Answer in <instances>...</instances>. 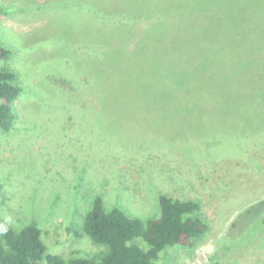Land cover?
<instances>
[{
    "label": "rangeland",
    "instance_id": "1",
    "mask_svg": "<svg viewBox=\"0 0 264 264\" xmlns=\"http://www.w3.org/2000/svg\"><path fill=\"white\" fill-rule=\"evenodd\" d=\"M75 1L0 0V42L13 49L5 65L18 72L23 86L14 127L0 130V222H34L50 252L98 260L105 247L83 230L94 196L106 208L144 220L159 215V194L197 199L207 231L190 246L164 250L162 263L264 264V229L247 247L215 257L227 236L244 240L257 231L248 219L264 203V39L254 34L259 28L242 21L237 40L226 41L222 51L215 50L216 31L200 40L178 27L188 41L177 45L175 32L172 39L149 34L140 52L106 55L105 49L91 52L89 44L108 35L110 20L101 22L87 10L96 2L125 11L134 4L82 0L81 7L71 6ZM147 24L141 21L138 28ZM130 34L125 29L115 37ZM73 39L81 53L68 52ZM167 54L185 55L180 58L186 69H163ZM121 58L151 70L156 98L115 97L126 82L125 66L116 75L108 70L107 78L95 76L94 66L111 68Z\"/></svg>",
    "mask_w": 264,
    "mask_h": 264
},
{
    "label": "trees",
    "instance_id": "2",
    "mask_svg": "<svg viewBox=\"0 0 264 264\" xmlns=\"http://www.w3.org/2000/svg\"><path fill=\"white\" fill-rule=\"evenodd\" d=\"M131 2L134 6L132 8L127 6V11L124 6L119 7V4L102 7L98 2L87 10L101 22L105 19L110 20L107 25L108 35H103L101 39V36L96 35L89 44L91 52L104 49L106 55L107 50L108 52L120 50L140 52L141 49L146 48L145 42L150 38L149 34L160 33L166 35V39H172V34L175 32L174 37L177 41H181L177 43L179 45L188 40L178 27H182L188 33L185 34L186 36L191 35L200 40L206 39L208 32L216 31L215 37L219 40L215 50L222 51L226 41L237 40L242 21L253 22V29L254 25L259 28L254 34L262 35L264 39V0H131ZM75 4L81 7L82 0H76L71 6L74 7ZM67 9L69 10L70 7H66ZM1 10L3 8L0 5V12ZM214 10L218 13L214 15L213 12L209 13ZM169 15L172 17L170 18ZM144 20H148V24L143 29L138 28L139 22ZM125 29L132 34L121 39L115 37L120 33L123 35ZM137 30L141 33L139 36H136ZM59 32L63 38L68 35L64 28ZM95 34L103 33H99L97 29ZM90 39L92 40V37ZM74 40L68 52L81 53L83 47ZM153 40L155 39L152 36L151 41ZM106 41L110 42V46L106 45ZM12 54L13 49L0 42V130L3 132H9L14 127L16 120L14 103L23 92L18 72L5 65ZM182 56L186 58L185 55L167 54L162 62V68L171 69L169 67L173 66L185 70L187 65L185 58H180ZM169 58H171L170 64L167 63ZM121 61L122 58L120 62L114 63L113 67L107 69L94 66L95 76L107 78L108 70L116 75L119 67L125 66L127 67L124 71L126 82L121 85L119 91L114 92L117 95L115 97L132 99L133 102L143 98L151 100L156 98L155 82L153 89H150L153 83L150 79L151 70L145 67V64L139 65L137 59L129 63H121ZM220 61H217V64ZM129 68L136 71H129ZM169 71L175 72L172 69ZM259 96L264 102V88L260 90ZM94 98L99 103L100 96L94 94ZM1 188L0 183V192ZM158 205L159 215L144 220L129 215L116 206L106 208L102 198L98 195L94 196L90 208L84 214L83 230L89 239L105 247L104 253L98 260L91 257H65L59 253H52L44 243L41 228L36 223L15 227L9 221L3 220L0 222V264H164L160 260L164 250L192 245L207 231L208 226L198 214L200 202L197 199L182 200L159 194ZM257 208L255 216L248 219L250 227L257 223V231L251 236H245L244 240V235L236 238L237 233L236 236H227L215 250V257L242 249L255 241L264 229V203ZM232 243H235L234 246H231ZM210 264H217V261Z\"/></svg>",
    "mask_w": 264,
    "mask_h": 264
}]
</instances>
